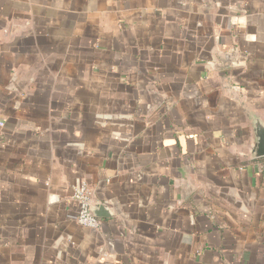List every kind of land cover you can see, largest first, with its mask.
<instances>
[{"label":"crops","instance_id":"0c3cea01","mask_svg":"<svg viewBox=\"0 0 264 264\" xmlns=\"http://www.w3.org/2000/svg\"><path fill=\"white\" fill-rule=\"evenodd\" d=\"M255 119L264 0H0V264H264Z\"/></svg>","mask_w":264,"mask_h":264},{"label":"built area","instance_id":"2783aa9c","mask_svg":"<svg viewBox=\"0 0 264 264\" xmlns=\"http://www.w3.org/2000/svg\"><path fill=\"white\" fill-rule=\"evenodd\" d=\"M72 197L77 206V223L91 229L101 228V218L97 217L92 211L95 202L88 182L83 181L74 186Z\"/></svg>","mask_w":264,"mask_h":264},{"label":"water","instance_id":"95a60500","mask_svg":"<svg viewBox=\"0 0 264 264\" xmlns=\"http://www.w3.org/2000/svg\"><path fill=\"white\" fill-rule=\"evenodd\" d=\"M229 63H221L220 67H228ZM254 130L256 134V141L253 145V154L256 157L264 156V125L259 119H255L254 122ZM93 213L99 217H109L111 216V212L109 209L105 206V204L98 203L93 206L92 209Z\"/></svg>","mask_w":264,"mask_h":264}]
</instances>
